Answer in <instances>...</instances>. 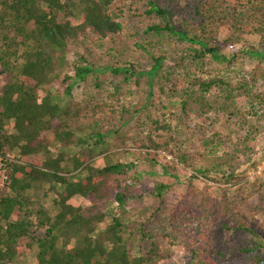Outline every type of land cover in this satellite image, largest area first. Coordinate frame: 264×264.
I'll use <instances>...</instances> for the list:
<instances>
[{
  "label": "trees",
  "instance_id": "16d2710c",
  "mask_svg": "<svg viewBox=\"0 0 264 264\" xmlns=\"http://www.w3.org/2000/svg\"><path fill=\"white\" fill-rule=\"evenodd\" d=\"M120 1L0 0V264H14L33 247L35 264H157L174 245L186 251L182 264H264V179L250 182L260 193L254 213L216 200L215 189L224 197L226 187L192 182L196 174L230 186L245 179L247 166L240 167L264 130V66L245 64L236 45L264 62V0ZM67 65L73 76L62 74ZM97 72L126 81L135 75V83L145 76L176 101L170 117L136 116L129 138L143 160L163 154L195 172L175 203L166 192L178 179H154L147 190L109 151L96 166L89 147L55 156L47 149L48 134L77 146L91 137L103 144L111 134L122 138L123 114L140 111L122 103L118 87L83 88L66 102L53 97L59 79H73L64 86L70 95L73 84ZM69 160L81 176L68 175ZM41 183L61 186L52 216L27 195ZM74 195L87 204H72ZM146 195L154 203L129 205Z\"/></svg>",
  "mask_w": 264,
  "mask_h": 264
},
{
  "label": "rangeland",
  "instance_id": "374dc122",
  "mask_svg": "<svg viewBox=\"0 0 264 264\" xmlns=\"http://www.w3.org/2000/svg\"><path fill=\"white\" fill-rule=\"evenodd\" d=\"M131 0H125V4L128 6V3ZM116 11V10H115ZM69 20L71 23L75 24L79 21V14L77 12L71 14L69 16ZM122 20V19H121ZM128 24V23H127ZM127 31H133V27L130 24L126 27ZM146 37H153L156 39L154 34L148 33ZM241 53L239 59H242L243 62L247 65L253 66H264V62L262 60L249 58L244 52V47L242 45H236ZM73 57H70V61L75 63L76 60ZM172 61V60H167ZM142 63H146L145 60L142 59ZM171 63V62H170ZM72 66L67 65L62 69V74H68L73 76ZM5 74H0V87L5 82ZM136 76L134 75L130 80H124L121 75L111 74L110 72L106 73H89L85 80L78 81L77 83L73 84L71 88L70 95H67L64 90V86L67 82L72 81L66 80L64 82L59 79V82H54V86H52L51 91H53V97L59 96L60 101L66 102V99L70 97L74 99H79L81 97V90L83 88L90 89L93 92L99 91L103 88L109 89V91H115V87H118V92H121L120 102L125 105H135L136 107L140 108L139 112H131L130 114H123L124 120L126 123L121 126V134L123 135L122 138L116 135H108L106 137V142L103 144L101 142L96 143L95 137H91L88 139L87 143L83 146H77L76 144H66L60 140L54 139L50 134L48 137L50 142L47 144V149H49L50 153L55 156L59 151H65L67 153H82L86 151L87 147H89L88 154L92 155L91 162L96 166H101L104 164V157L101 156L103 152H110V158L112 160H117L123 163L124 170L131 176L137 179L136 184L143 186L145 189L150 190L154 184V179L163 180L165 182L174 181L178 179L180 184L174 183L170 186L168 191L166 192V201L169 203H175L179 200L183 185L182 182L188 176V173H195L191 170H184L182 166H176L175 162L170 159L168 156H163V154H158L155 156V162L149 163L138 154V149H136L132 143L129 141L130 136L134 134L136 131V127L134 124L133 119L136 116H140V119L147 115L151 116L152 118L163 116L165 118L170 117L168 113L172 108V104L175 103L174 99L167 100L164 95H160L158 85L154 83L152 86L150 81L144 76L139 77L137 79V83L134 82ZM151 86V88H150ZM56 92V93H54ZM152 95H150V93ZM41 93V90H40ZM143 107V109H142ZM202 120V119H201ZM198 120V122H201ZM95 145V146H92ZM264 145V130L261 134L257 136L256 144L254 145L251 153L250 159L246 161L243 166H241V173L244 172V167H246L245 171V179L236 185H227L226 183H217L214 184L212 181L206 180L204 176L196 174L195 177L192 178V182L198 188L203 186H214L218 185L219 187H226L224 192V197L221 195V191L219 189H215L214 195L216 196V200L222 199L223 202H228L234 209L239 210L243 213H254L256 211L257 205L260 202V193L252 192V188L250 187V180L247 177V171L251 170L254 166L251 164L253 159L258 157V154L262 151V147ZM93 147V148H92ZM90 149L92 151H90ZM196 149L202 150L201 143L197 144ZM11 157H16V154L11 153ZM168 163L170 168H165V164ZM128 165V166H127ZM175 165L176 170L174 171L171 166ZM64 167L68 172V175H71L72 178H77L83 174L81 170H73L72 169V162L65 161ZM164 170L167 173H164ZM5 178L4 172L0 169V192L4 189V182L3 179ZM259 179H264V176L256 177ZM254 178V179H256ZM205 183H208L205 184ZM61 189L60 185H55L54 187L51 186L50 183H41L40 185L33 186L31 189L27 190V195L33 201H36L35 204L42 205L44 208L47 209L49 215L52 216L56 212L57 208L53 204V198L56 196V192ZM221 197V198H220ZM223 197V198H222ZM70 202L74 205H86L87 201L81 198L79 195H74ZM154 203V199L150 195H146L144 197H135L129 203L132 207H138L143 204H152ZM258 218H260L258 216ZM35 251L36 248L33 247L32 249L28 250L25 255L18 257L15 259L14 264H35ZM171 254L167 259L159 261L157 264H182L185 259L187 258L186 251L180 245H174L171 247Z\"/></svg>",
  "mask_w": 264,
  "mask_h": 264
},
{
  "label": "built area",
  "instance_id": "2783aa9c",
  "mask_svg": "<svg viewBox=\"0 0 264 264\" xmlns=\"http://www.w3.org/2000/svg\"><path fill=\"white\" fill-rule=\"evenodd\" d=\"M254 166L247 171V177L253 180L256 177L264 176V153L261 151L256 159H253ZM2 162L0 161V166Z\"/></svg>",
  "mask_w": 264,
  "mask_h": 264
}]
</instances>
